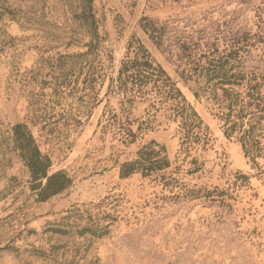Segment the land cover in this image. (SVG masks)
<instances>
[{
	"label": "rangeland",
	"instance_id": "1",
	"mask_svg": "<svg viewBox=\"0 0 264 264\" xmlns=\"http://www.w3.org/2000/svg\"><path fill=\"white\" fill-rule=\"evenodd\" d=\"M78 4L0 0V264H264V173L224 135L212 102L180 79L173 56L182 43L228 51L245 33L264 39V0H94V41L75 18ZM149 21L168 27L162 48L142 30ZM138 40L208 127L205 150L181 148L165 108L120 104L112 80ZM91 42L90 55L68 58ZM248 49L247 67L264 72V44ZM122 109L134 132L151 127L135 143L112 125ZM16 124L51 158L49 175L70 180L63 192L39 201L12 139ZM152 140L171 167L122 178L121 165ZM194 159L201 170L192 173Z\"/></svg>",
	"mask_w": 264,
	"mask_h": 264
},
{
	"label": "trees",
	"instance_id": "2",
	"mask_svg": "<svg viewBox=\"0 0 264 264\" xmlns=\"http://www.w3.org/2000/svg\"><path fill=\"white\" fill-rule=\"evenodd\" d=\"M75 7V18L92 36L98 40V24L94 13V0H78ZM167 25H159L149 21L142 30L153 43L162 48L168 33ZM264 44V39L251 33H245L233 39L231 49L220 51L216 44L201 50L199 43H182L176 53L177 73L180 79L190 87L196 99L206 98L218 110L216 116L221 121L224 135L234 138L240 145L243 155L248 159L253 169L264 173V72H259L255 66H248L240 55L249 54L252 40ZM89 52L71 55L68 58H83L94 49L93 42L87 45ZM171 53V52H170ZM115 93L123 97V102L130 108L137 99L142 102H152L150 105L156 111L165 108L170 112V118L178 124L180 146L186 152L192 149H203L209 144V129L204 125L198 112L183 95L177 82L157 63L151 52L141 41L131 42L125 58L121 61L116 79L112 80ZM160 107V108H158ZM121 114L111 116L112 125L117 126L124 143H135L139 133L151 129L140 124L134 132L130 126L134 120ZM13 141L19 157L29 169L31 178L38 182L32 189L38 191L39 201H45L51 196L63 192L70 180L64 173L49 175L52 166L51 158L40 150L31 129L26 124H16L12 128ZM136 158L121 165V177L126 178L135 173L142 177H150L154 173L167 170L171 161L166 147L157 141L143 145L136 153ZM197 167L191 172L201 170L199 161H192ZM82 259H85L82 258ZM75 257L69 264H78Z\"/></svg>",
	"mask_w": 264,
	"mask_h": 264
}]
</instances>
